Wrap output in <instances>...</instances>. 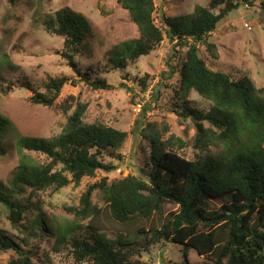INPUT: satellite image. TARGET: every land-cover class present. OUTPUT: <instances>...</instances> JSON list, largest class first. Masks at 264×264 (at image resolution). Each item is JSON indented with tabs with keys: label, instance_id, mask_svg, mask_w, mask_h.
<instances>
[{
	"label": "trees",
	"instance_id": "16d2710c",
	"mask_svg": "<svg viewBox=\"0 0 264 264\" xmlns=\"http://www.w3.org/2000/svg\"><path fill=\"white\" fill-rule=\"evenodd\" d=\"M117 2L129 12L140 36L123 46L115 45L108 65L124 71L129 58L148 55L165 37L176 41L186 49L179 70V91L184 103L188 105V96L194 90L214 104L208 113L186 106L198 122L197 139L202 142L201 137L212 135L211 142L226 145V152L192 161L174 151L172 138L162 140L161 135L153 133L147 172L110 183L103 178L88 186L79 206L71 209L74 222L88 220L87 230L95 233L82 236L77 233L79 224H52L32 197L49 187L60 189L71 183L79 186L85 176H95L98 170L116 169L107 157L122 158L115 151L122 147L128 132L101 122H86L87 104L82 102L70 113V100H74L71 96L62 105L67 121L59 135L45 139L17 133L15 146L20 163L9 186L0 185V203L8 209V219L16 225L28 211L37 213L29 224L32 228L28 235L39 237L45 227L47 236L54 238L53 247L66 249L77 263L148 264L141 259L140 246L128 245L130 237L144 235L150 244L162 240L181 244L186 253L194 251L212 264H264V97L259 96L264 88H257L248 76L234 80L228 73L212 69L199 53L204 46L210 56L219 57L218 46L210 35L236 5L211 0V8L197 6L190 14L163 13L160 26L153 16L155 0ZM221 4H226L225 8L213 11ZM44 25L48 32L64 38L62 56L79 79L95 89L112 87L106 79L91 80L92 70H83L76 61L91 32L83 13L62 8ZM66 82L65 76L50 79L46 91L36 92L31 98L52 106ZM30 87L33 88L31 84ZM203 121L220 130V134L206 128ZM13 129L12 120L0 113L1 155L7 153L2 137ZM26 151L45 154L50 162L42 165ZM97 188L101 190L102 207L92 202ZM213 198L224 201L212 208ZM169 203L178 209L165 216ZM102 213L106 219L100 218ZM109 228L118 229L127 239L121 237L115 242L107 238L104 232ZM22 245L27 246L28 242H17L0 230V252L13 250L18 254L9 264H34L32 250H25ZM145 247L148 251L149 246Z\"/></svg>",
	"mask_w": 264,
	"mask_h": 264
},
{
	"label": "rangeland",
	"instance_id": "374dc122",
	"mask_svg": "<svg viewBox=\"0 0 264 264\" xmlns=\"http://www.w3.org/2000/svg\"><path fill=\"white\" fill-rule=\"evenodd\" d=\"M224 1L235 4L236 8L219 22L210 35V40L218 46L219 57L210 56L204 46L200 47L199 53L212 69L226 72L234 80L248 76L257 88H264V0ZM210 2L155 0L153 16L157 25L162 26L163 13L170 16L190 14L197 6L211 8ZM225 5L221 4L213 11L217 13ZM62 8L83 13L90 22L91 32L86 35L82 53L76 58L79 67L92 70L91 80L106 79L112 87L93 88L79 79L62 56L64 38L48 32L44 25L47 18L55 17ZM139 36L137 25L117 0H0V113L9 117L14 125V129L2 137L7 153L0 154V185L9 186L20 163L15 146L17 133L45 139L59 135L67 121L62 105L71 96L74 100H70V113L82 102L87 104L86 122H101L128 132L122 147L115 151L122 158L113 160L107 157L114 162L116 169L98 170L95 176H85L79 186L71 183L60 189L49 187L32 197L52 224H79L77 233L82 236L95 233L87 230L85 224L88 220L74 222L75 214L71 209L79 206L88 186L103 178L110 183L147 172L153 133L161 135L162 140L172 138L174 151L192 161L211 153L218 156L226 152V145L211 142L212 135L201 137L202 142L197 139L198 122L189 115L186 106L208 113L214 104L194 90L188 96V105L184 103L179 91V70L186 49L176 41L165 37L148 55L136 60L129 58L124 71L108 65L110 50L115 45L123 46L124 42ZM64 76L68 82L52 106L32 100L36 92L46 91V83L50 79ZM259 96L263 98L264 92H259ZM203 122L206 128L220 134V130L210 126L208 121ZM26 153L42 165L50 162L45 154ZM100 191L98 188L93 191L92 202L102 207ZM223 201V198H213L211 207L218 208ZM177 209L176 204L169 203L164 215ZM36 214L28 211L24 220L13 225L8 219V209L0 203V230L17 242H28L22 247L32 250L34 264H88L77 263L66 249L53 247L54 238L47 236L45 227L39 237H30L28 229L32 227L29 224ZM100 218L106 219L105 213ZM116 230L109 228L104 232L105 236L115 242L121 237L127 239V235ZM128 245L140 246L141 259L148 264H212L194 251L186 253L181 244L165 240L150 244L144 235L130 237ZM13 257H18L13 250L0 252V264H9Z\"/></svg>",
	"mask_w": 264,
	"mask_h": 264
}]
</instances>
